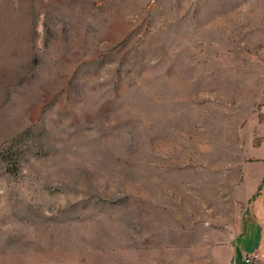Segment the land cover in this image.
<instances>
[{
	"label": "rangeland",
	"instance_id": "1",
	"mask_svg": "<svg viewBox=\"0 0 264 264\" xmlns=\"http://www.w3.org/2000/svg\"><path fill=\"white\" fill-rule=\"evenodd\" d=\"M253 253L264 0H0V264Z\"/></svg>",
	"mask_w": 264,
	"mask_h": 264
},
{
	"label": "built area",
	"instance_id": "2",
	"mask_svg": "<svg viewBox=\"0 0 264 264\" xmlns=\"http://www.w3.org/2000/svg\"><path fill=\"white\" fill-rule=\"evenodd\" d=\"M257 255L256 254H249L246 258H245V260H244V262L246 263V264H256V261H257Z\"/></svg>",
	"mask_w": 264,
	"mask_h": 264
},
{
	"label": "trees",
	"instance_id": "3",
	"mask_svg": "<svg viewBox=\"0 0 264 264\" xmlns=\"http://www.w3.org/2000/svg\"><path fill=\"white\" fill-rule=\"evenodd\" d=\"M4 158H5V160H8V163H12V164L16 163V158H14L11 155H6V157H4Z\"/></svg>",
	"mask_w": 264,
	"mask_h": 264
}]
</instances>
